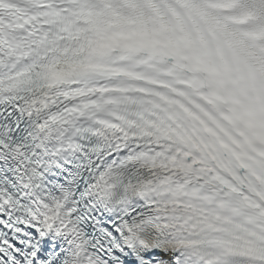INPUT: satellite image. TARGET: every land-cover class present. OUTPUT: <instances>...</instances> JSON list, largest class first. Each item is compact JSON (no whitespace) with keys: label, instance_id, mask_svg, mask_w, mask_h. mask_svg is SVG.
Returning a JSON list of instances; mask_svg holds the SVG:
<instances>
[{"label":"snow or ice","instance_id":"6c2138e0","mask_svg":"<svg viewBox=\"0 0 264 264\" xmlns=\"http://www.w3.org/2000/svg\"><path fill=\"white\" fill-rule=\"evenodd\" d=\"M0 264H264V0H0Z\"/></svg>","mask_w":264,"mask_h":264}]
</instances>
